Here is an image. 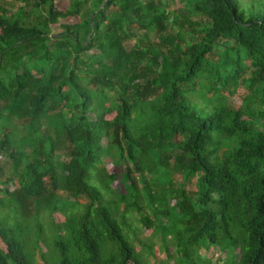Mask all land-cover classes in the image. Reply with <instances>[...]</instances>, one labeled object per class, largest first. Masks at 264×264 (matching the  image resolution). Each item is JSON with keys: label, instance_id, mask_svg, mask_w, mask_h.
<instances>
[{"label": "trees", "instance_id": "1", "mask_svg": "<svg viewBox=\"0 0 264 264\" xmlns=\"http://www.w3.org/2000/svg\"><path fill=\"white\" fill-rule=\"evenodd\" d=\"M12 1L0 264H151L131 219L175 264H264V0Z\"/></svg>", "mask_w": 264, "mask_h": 264}, {"label": "rangeland", "instance_id": "2", "mask_svg": "<svg viewBox=\"0 0 264 264\" xmlns=\"http://www.w3.org/2000/svg\"><path fill=\"white\" fill-rule=\"evenodd\" d=\"M249 1V0H246ZM19 4L14 3L12 0H0V6L7 9L10 14L16 13ZM56 8L60 11H62L65 6H64V1L60 0L59 2L56 3ZM25 19H22L24 21ZM72 23H75L72 18H65V19H59L57 22L56 26L52 27L54 33H59L60 27L64 25H71ZM55 29V30H54ZM247 78L251 76L250 70L246 73ZM258 95L255 91V88L253 85H247L245 82L242 83V85L238 89V93L236 96H234L231 99V106L238 109L241 107L243 104L258 100ZM104 146L108 144V141L105 140ZM106 166L107 170L110 173H114L116 168L111 164L109 159L106 160ZM180 175L176 177V179L180 180ZM117 188V185L114 186V189ZM188 191H191L193 188L192 187H187ZM171 203L174 204V200H171ZM151 210H148V213H150ZM152 218L153 215H152ZM54 222L56 224H60L64 222V218L59 216L54 217ZM132 225L134 228L137 229L139 233V239L141 241H146L149 244L153 245L152 248V255L147 258V261L151 264H175L176 263V256L174 254V248H172L171 245L168 247V251L165 248L164 242L161 239L160 236L155 237L154 235L151 234V230L146 229L143 225H141L139 222H135L134 220L131 219ZM42 249L46 251L47 249L45 248L44 245H41ZM142 247V246H140ZM140 250V248H138ZM202 254L212 258L214 264H225L229 260V254L227 252H221L217 248H211L209 251H202Z\"/></svg>", "mask_w": 264, "mask_h": 264}]
</instances>
